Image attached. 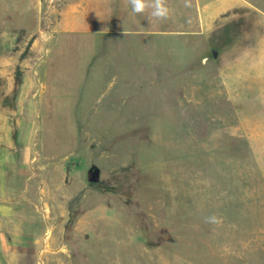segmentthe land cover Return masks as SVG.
Masks as SVG:
<instances>
[{
	"label": "rangeland",
	"instance_id": "374dc122",
	"mask_svg": "<svg viewBox=\"0 0 264 264\" xmlns=\"http://www.w3.org/2000/svg\"><path fill=\"white\" fill-rule=\"evenodd\" d=\"M167 4L0 0V264H264V0Z\"/></svg>",
	"mask_w": 264,
	"mask_h": 264
},
{
	"label": "crops",
	"instance_id": "0c3cea01",
	"mask_svg": "<svg viewBox=\"0 0 264 264\" xmlns=\"http://www.w3.org/2000/svg\"><path fill=\"white\" fill-rule=\"evenodd\" d=\"M23 143L28 144L27 141ZM16 145L20 143H16ZM14 146H0V260L6 262L8 249L14 253L20 252L25 245L32 244L36 235L31 234L34 228V223L26 222L29 214L24 211H18L12 206L17 204L15 199H11L10 193V176H13L11 181H18L20 177H25L28 174L26 168L27 149L24 151L23 164H14L9 162L8 154H12ZM8 159V160H7ZM13 163V173L10 174V166ZM20 193L19 190L14 189V198ZM23 193L20 194L22 196ZM15 200V201H14ZM13 201V202H12ZM28 232V233H27ZM29 235V236H28Z\"/></svg>",
	"mask_w": 264,
	"mask_h": 264
},
{
	"label": "clouds",
	"instance_id": "9594fccd",
	"mask_svg": "<svg viewBox=\"0 0 264 264\" xmlns=\"http://www.w3.org/2000/svg\"><path fill=\"white\" fill-rule=\"evenodd\" d=\"M131 11L137 15L146 14L148 18L163 21L170 18L171 10L167 0H127ZM184 7H191V0H184ZM206 224L220 226L222 217L212 214L204 218Z\"/></svg>",
	"mask_w": 264,
	"mask_h": 264
}]
</instances>
